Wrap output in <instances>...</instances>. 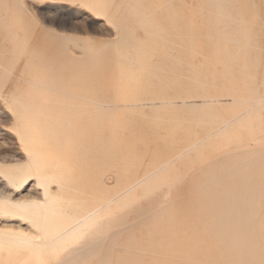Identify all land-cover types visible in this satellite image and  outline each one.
I'll return each mask as SVG.
<instances>
[{
    "label": "rangeland",
    "instance_id": "rangeland-1",
    "mask_svg": "<svg viewBox=\"0 0 264 264\" xmlns=\"http://www.w3.org/2000/svg\"><path fill=\"white\" fill-rule=\"evenodd\" d=\"M88 1H100L107 10L115 6L117 11L97 14L86 6ZM257 1L250 0L244 13L224 19L210 0H0V163L27 160L14 129L19 108L14 113L5 101L10 104L12 97L18 106L22 99L27 103L20 105V113L34 123L40 147L45 144L40 149L73 168L80 189L93 193L91 188L95 191L100 185L115 196L135 183L124 196L127 204L114 205V221L117 217L118 222H133L149 211L166 209L170 223L175 217L183 225L189 223L199 213L188 212L186 203L200 199V184L222 165L211 166L215 156H222L225 146L234 148L264 131L257 124L264 121L262 109V118H252V125L249 120L234 123L211 134L221 127L220 117L238 114L245 106L233 98L239 94L235 84L241 85L244 77L241 57L257 56L264 64V0ZM115 14L126 17L125 23L119 22L127 24L125 28L115 22L122 17ZM242 25L253 37L239 53L235 36ZM122 60H127L129 75L120 71ZM197 140L203 142L199 145ZM192 143L197 147L190 149ZM186 148L188 152H182ZM51 152L59 157L52 158ZM260 156L253 162L264 163ZM241 157L237 152L230 161ZM141 177H148L145 183L152 181L136 185ZM0 190L16 198H41L35 181L9 189L1 174Z\"/></svg>",
    "mask_w": 264,
    "mask_h": 264
},
{
    "label": "bare ground",
    "instance_id": "bare-ground-1",
    "mask_svg": "<svg viewBox=\"0 0 264 264\" xmlns=\"http://www.w3.org/2000/svg\"><path fill=\"white\" fill-rule=\"evenodd\" d=\"M248 2L250 0H210L217 13L222 15L224 19L226 17L230 18L234 12L241 11L240 13H244L243 9H246ZM100 4V1L86 2V6L97 14L106 15V11L108 13L112 9L107 10L108 6H105V9ZM114 8L111 12L117 11ZM258 13H260L259 10ZM118 15L122 16L121 14L116 16ZM124 17L123 15L118 19L116 18L115 22L125 23L126 21H123L126 20ZM111 18L113 17L110 16L109 20L113 23L114 18L112 20ZM121 24L119 23V25ZM123 27L125 28V26ZM236 32L235 40L239 47H242L245 43L250 45L248 41L252 40L250 38L253 36L250 37L247 34L249 32H246L244 27L241 31L236 29ZM132 38H134V35ZM134 42L137 44V41ZM257 46L259 45L257 44ZM241 47L237 48L236 52L240 53L242 51L243 53ZM239 53L237 54L239 55ZM90 55L92 56V54ZM239 59L237 57V60ZM238 62L244 77L241 85L235 84L239 94L237 93L238 95L232 97L237 102L239 101V106L242 102H245V106H243V108L246 107L245 111L243 108L241 110L235 109L236 112H241L238 114L234 112L233 116L224 117L223 120L220 117L221 127L213 132L211 131L212 135L222 129H228L234 123L238 124L244 121L247 123L249 120L250 124L253 122L252 118H262V112L260 113V111L264 109V64L261 65L257 62V56L246 57L245 54ZM122 63H124L123 60ZM126 63L123 64L120 71L122 74L129 75L130 71ZM229 64L231 65V63ZM227 75L230 76V74ZM235 76L238 75L235 74ZM241 76L238 77L242 78ZM239 81L236 80V82ZM232 82H235V80ZM220 86L226 85L222 84ZM17 97H14V101H17ZM11 99L13 102L12 97L10 101ZM241 99L242 101H240ZM7 100L5 101L9 105V109L12 110L14 107V113L19 108L17 114H15L16 125L14 129L27 153V160L0 163V174L9 189L25 188L26 185L35 181L36 186L41 190V198L33 195L16 198L12 196L10 191L0 190V264H264V183L261 181V175L264 178V167L262 168L264 163L262 161L258 165L253 162L254 159L259 157V160L262 159L261 154L264 155V131L247 139L248 141L240 140L234 148L225 146V149L220 152L222 156H215L217 157L214 159L216 163L211 166L220 163L222 165L215 167L213 171L217 173L213 175V178H208L200 184V199L195 203H186L185 209L188 212L199 213V215L193 216L194 213L192 212L193 217L189 223L183 225L178 222V218L175 216L177 221L174 219L173 223H170V216H168L170 211L166 209L163 212L161 210L160 213L153 210L146 211L144 217L140 216L142 220L138 217V220L135 218L136 221L131 222L125 218L124 221H119V223L117 217H115L116 222L113 219L114 217L111 216L115 210L114 205L124 204L125 206L127 204L124 203L126 199L124 196L130 193V190L135 187V183L134 185L133 183L127 185L124 193H117L118 195L115 196L107 194L108 192L106 193L99 184V188L97 187L95 191L94 188H91L93 193L86 192L88 189L83 191L84 189L82 190L78 186L73 168H70L62 160H57L56 158L59 156L55 158L51 152L52 158L56 159V161H53L43 149H40L45 144L40 147L37 131L35 132L32 126L34 123H29L31 118L28 117V114L24 115L22 110V113H20V105L27 102L23 103L24 101L19 99L22 102L18 104V107L14 106L16 102L14 104L10 102L9 104ZM248 102H250V105L247 106ZM11 104H13L12 107ZM209 108L211 109V107ZM254 109L256 111L253 114ZM257 124L264 126V121L261 119ZM260 126L256 127L260 129ZM253 128L250 127L251 131ZM251 131L249 133L254 135L257 132ZM39 133L41 132L39 131ZM208 136L210 137V135ZM220 136L222 135L220 134ZM40 139L42 140V138ZM197 141L193 143L197 144ZM188 143L190 144V142ZM193 143L190 145V149L198 146V144L195 146ZM183 149L182 152H188L187 148L185 151ZM237 152L242 157L237 161H230ZM194 156L197 157V155ZM154 174L156 173L154 172ZM154 174L153 176H155ZM150 176L148 177L150 178ZM148 177H146L147 180ZM144 178L141 177V180L138 178L139 183H136V185H140L142 181L145 183L146 178ZM84 187L81 186V188ZM193 190L196 191V189ZM130 200L136 202L135 199Z\"/></svg>",
    "mask_w": 264,
    "mask_h": 264
}]
</instances>
